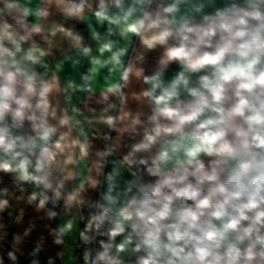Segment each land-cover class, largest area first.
<instances>
[{
	"label": "clouds",
	"instance_id": "clouds-1",
	"mask_svg": "<svg viewBox=\"0 0 264 264\" xmlns=\"http://www.w3.org/2000/svg\"><path fill=\"white\" fill-rule=\"evenodd\" d=\"M0 264H264V0H0Z\"/></svg>",
	"mask_w": 264,
	"mask_h": 264
}]
</instances>
